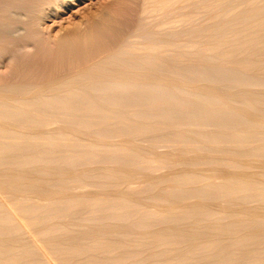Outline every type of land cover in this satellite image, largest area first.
<instances>
[{"label": "bare ground", "instance_id": "obj_1", "mask_svg": "<svg viewBox=\"0 0 264 264\" xmlns=\"http://www.w3.org/2000/svg\"><path fill=\"white\" fill-rule=\"evenodd\" d=\"M12 1L0 0L9 38L24 29ZM119 50L36 84L0 82V264H264V90L242 87L233 70L264 62V52L228 60L230 49V65L208 64L210 54L179 66ZM190 71L203 83L187 84ZM117 107L150 112L136 119ZM159 140L180 145L159 153Z\"/></svg>", "mask_w": 264, "mask_h": 264}, {"label": "rangeland", "instance_id": "obj_2", "mask_svg": "<svg viewBox=\"0 0 264 264\" xmlns=\"http://www.w3.org/2000/svg\"><path fill=\"white\" fill-rule=\"evenodd\" d=\"M33 1L34 0H13L11 2L12 10L14 9V11L20 13V11L16 10V9H19L22 7L21 9L24 10V11H22V16L24 15L25 17L21 16L20 18H18L20 20L19 23L22 22L20 24L21 26L19 25L17 18H14L13 16H11V18L9 20L11 23L19 25L22 29L23 28L24 29H23V31L21 30L19 32V34L17 33L18 35L15 34L16 36L14 35V37H13V35L12 36L9 35L10 38L7 36H4V35H3L4 37L2 35H0V82H2L3 85L15 84V82L20 83L21 81L23 82V83L21 82V84H30V83L36 84L39 81L43 82L46 80H50V78L53 79V77L56 78L57 76L58 77L62 76L65 73H68V71L70 72V71H73V69L81 67L82 65H84L89 60H93L95 58V56H97L98 52L101 53L103 51H109V50L112 51L114 49L115 50L121 49L119 51L121 52L122 57L125 56L124 59L127 60V58H128V61H133L135 58H138L137 56H139L140 58H149V57L154 58V56L155 57L158 56V58H155V59H158L159 61L165 60V62H167V61H170V59L171 60L175 59L176 61L178 60L177 63H179L178 64L179 66L187 65V63L190 64L192 60H193L192 62H196L195 59L197 60L199 57H203V56L205 58L207 56H210V54L212 55L211 58H209V57L205 58L206 62L209 60L210 63L208 62V64H212V65L213 64L214 65L227 64V65H230L231 61L228 62V61H224V60H227V58H229L228 52H230L232 50L234 53L230 56L231 58H229L228 60L236 59V58H237L236 60H239V59L244 58L246 56H251V58L253 60V57H255V56L258 57L259 54L262 53V51L264 52V15H263L264 14V12H263L264 11V0H249V1L248 0H215V1L214 0H207V1L206 0H194V1L193 0H174L176 2H174V1L172 2L171 0H169V2H167L166 0H165L166 2L164 0L163 1L162 0H156V1L155 0H109V1L108 0H74V2H73V0H67V1L66 0H64V1L63 0H51V1L50 0H47V1L46 0H35L34 2ZM116 1H118L120 3L116 2ZM211 1H213L215 3L217 2V3L215 4ZM47 3H49V4L47 5ZM163 3H165V6L163 5ZM167 3H169V4H167ZM236 3H238V4H236ZM23 4H25V5H23ZM151 4H153V5H151ZM157 4H159V5H157ZM160 4H162L164 7ZM170 4H172V5H170ZM210 4H212V5H210ZM192 5H194V6H192ZM112 6L115 8H113ZM224 7H226V8H224ZM5 8H7V7H4V9ZM27 8H28V11L31 9L30 12H28V13L25 11V9H27ZM150 8H152V10ZM234 9H235V11H234ZM245 9H246V11H245ZM39 11L41 13H43L44 15L39 13ZM99 11L103 12V13L107 12L108 14L101 13L104 17H102L103 20H101V17H99L100 19L98 22V19H97L98 17L96 18V16H102L99 14ZM218 11H219V13H218ZM25 12L27 13V15ZM109 12H112V13H109ZM240 12L243 14H240ZM23 13H25V14H23ZM260 13H262V14L260 15ZM39 14H41L43 17ZM97 14H99V15H97ZM162 14H164V15H162ZM197 14H198V16H196ZM93 15H95V16L93 17ZM187 15H189V16H187ZM217 15H219V16H217ZM26 16H28L27 19L23 20L22 18H26ZM37 16H41L42 18L40 19V17H37ZM247 16L250 18H248ZM33 17L34 18L37 17L36 19L39 21H37L36 19H33ZM223 17H224V19H223ZM12 18L17 20L16 21L17 23L15 22V20H12ZM104 18L105 19L107 18L105 20L106 22H103ZM227 18H228V20H227ZM259 18H260V20H259ZM261 18H263V20ZM192 19H194V20H192ZM256 19H257V22H256ZM27 20H28V22H27ZM33 20L37 22L36 30H35V26L33 25L36 22H34L32 25L30 23V22H33ZM100 20H101V22H100ZM210 20H212V21H210ZM239 21H240V23H239ZM201 22H202V24H201ZM226 22H228V23H226ZM23 23H25V24H23ZM28 23H29V25H28ZM109 23H111V24H109ZM196 24H198V25H196ZM252 25H253V27H252ZM29 26H32L34 28L29 27ZM204 26H205V28H204ZM229 26H231V27H229ZM241 26H242V28H241ZM173 27H175V28H173ZM76 28H79V29H76ZM185 28H187V29H185ZM174 29H176V30H174ZM74 30L76 31V33L72 32ZM78 30H80L81 32ZM91 30H92V32H91ZM21 32H22V34H21ZM77 32H79V34ZM238 32H240L241 36L239 35ZM252 32H254V33H252ZM71 33L74 35H71ZM229 33H231V34L229 35ZM28 34H29V36H28ZM199 34H201V35H199ZM253 34L257 35V36H254ZM155 35H157V36L155 37ZM80 36H83V37H80ZM163 36H164V38H163ZM5 37L7 38V40L5 39ZM236 37H238L239 39ZM241 37L243 40H240ZM246 38H249V39H246ZM3 39H4V41H3ZM193 39H194V41H193ZM205 41H207V42H205ZM237 41H238V44L240 47V49H238V50L236 49V48H238L237 47V45H238ZM122 42L124 43L123 45H122ZM167 42H168V44H167ZM248 42H249V44H248ZM196 43L199 46H197ZM242 43H244V44H242ZM232 44H234V46ZM240 44H242V45H240ZM177 45H178V47H177ZM180 45H182V46H180ZM243 45H245V46H243ZM16 46H18V48H16ZM210 46L212 48H210ZM12 47H14V48H12ZM128 47H131V48H128ZM164 47H165V49H164ZM227 47H228V49H227ZM232 47H234V48H232ZM172 48H175V50ZM15 49H17V51ZM125 49L127 52L125 51ZM189 49H193V50H189ZM208 49H210V50H208ZM218 49H220V50H218ZM230 49H232V50H230ZM13 50L16 51L15 54L13 53L14 52ZM172 50H174L175 52ZM214 50H217L219 53L217 51H214ZM241 50H242V52H241ZM255 50H257V52ZM9 51H11V52H9ZM124 51L126 52V54H124ZM205 51L208 53H205ZM225 51H227V52H225ZM252 51H254V52H252ZM129 52H131V53L133 52L131 56L134 59H132V58L130 59L128 57L131 54ZM210 52H212V53H210ZM222 52H223V54H222ZM154 53H157V54H154ZM255 53H256V55H255ZM213 54L215 57L213 56ZM215 54L219 57L221 56V58H219V61L215 60V58L218 59V57ZM18 55H20V56H18ZM176 55H177L178 59L175 58ZM193 55H194V58H193ZM126 56H127V58H126ZM164 56L167 59L163 58ZM168 56H169V58H168ZM189 56H190V58H189ZM159 57H160V59H159ZM213 59H214V61H212ZM180 61H181V63H180ZM244 64H246V63H244ZM253 64L254 63L249 62L248 66L243 65L240 69L241 71H239L237 68H235V69L232 68V69L234 71L237 70L236 72H238V74L237 73L236 74L238 76H240L242 78V80L244 81L243 82L244 84L242 87H245V88L248 87L247 89H252V90H260L261 89L260 91H263L264 90V78H263L264 62H258V63H255L254 65ZM13 65H16V66H13ZM249 65H250V67L252 65V67L250 68ZM258 65L259 66L261 65L260 67H258V70L261 69L260 71H258L256 68ZM248 67H249V69H248ZM258 72H260V73H258ZM62 73H64V74H62ZM231 73L232 74L234 73V75L228 73L227 75H230V76L232 75L231 77H228V78L235 79L237 75L235 74V72L231 71ZM252 73L256 74V75H254V76H256L255 77L256 79L255 78L250 79V77L253 76ZM247 74L248 75L250 74V75L248 76ZM185 75L183 78L188 82L187 84L191 83L192 85H195V84L203 83L202 78L197 77L195 75L194 71H190L187 74V76H188L187 79H186ZM223 75H225V73H223ZM257 75H259L261 77L258 78L259 76H257ZM11 76H13V77H11ZM248 77H249V79H248ZM224 78H226V77L224 76ZM222 79H223V76H222V78L218 77V80H222ZM24 80L25 81L28 80V83H26ZM248 80H250V81H248ZM4 82H6V83H4ZM248 82H249V84H248ZM219 83H221V82H219ZM256 86H257V89L255 88ZM121 89H123V88H121ZM177 96L180 97L181 93H179ZM138 97L140 98V96H138ZM138 97L136 99L138 102L139 101L141 102V100L144 99V98H142V99L140 98V100H138ZM177 100L179 101L180 106H181V104H185L182 106L187 105V102L184 99L182 101H181V99H176L175 101L178 102ZM145 105H148L147 107L149 108V110L152 109V107L151 108L149 107V102H147V104H145ZM130 108L127 110H122L119 107H117V111L121 110V111L126 112V114L127 113L130 114V112H128V111H131V110H132V113H133V111H134V113L136 112L135 111L136 108L135 109L134 108L130 109ZM148 108L144 107L145 110L147 109L146 110L147 113L149 111ZM252 108L257 110L255 107H252ZM142 109H143V107H142ZM142 109L140 111L142 112V115H143L145 110H142ZM259 110H260V108H259ZM139 112H138L139 117L136 116V119L141 118V112L140 113ZM228 120H230V118H228ZM232 123L233 122H231V121L229 122L230 125H232ZM211 127L213 128L214 126H210V125L207 126V128H209V129H211ZM235 139L233 141L236 142V144L238 146H241V147L244 145L246 146L249 143V141H248V143H247V141H238L239 140L238 137H236ZM172 141H174V140L162 141V142L160 140H159V142L156 141V144L154 143L155 144L154 148L156 147L157 150H156V148H155V150L159 153L169 152V150L174 148L173 145L176 147L178 145H180L179 142H177V141L172 142ZM169 142H172V143H169ZM175 142H177V144ZM199 144L200 143L198 142L197 145H199ZM164 145L165 146L167 145V146L165 147ZM249 145H250V143H249ZM157 146H159V147H157ZM199 146H202V144ZM170 147H172V148H170ZM160 148H161V150H160ZM163 167H165V168H163ZM163 167H162V165H161V167H160V165H158V167L156 165L154 168L156 170L152 169L153 171H156V172H153V173H157V174H159L160 172H161L160 174H164V172L167 173L168 167L167 168H166V166H163ZM134 180H135V182H134ZM134 180L132 179L131 182H129L130 184L128 183V185L133 186V187H135V186L139 187L141 185L140 183H144L141 179H139V180L134 179ZM140 180H141V182H138ZM218 180L219 179L216 178V181H218ZM84 187H82L83 190L84 189L85 190L90 189L89 186H84Z\"/></svg>", "mask_w": 264, "mask_h": 264}]
</instances>
